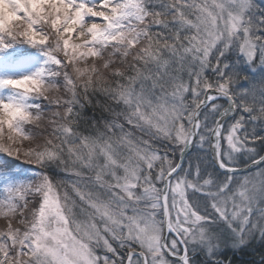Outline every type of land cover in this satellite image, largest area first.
I'll list each match as a JSON object with an SVG mask.
<instances>
[{"label": "snow or ice", "instance_id": "obj_1", "mask_svg": "<svg viewBox=\"0 0 264 264\" xmlns=\"http://www.w3.org/2000/svg\"><path fill=\"white\" fill-rule=\"evenodd\" d=\"M0 154V264H264V0H0Z\"/></svg>", "mask_w": 264, "mask_h": 264}, {"label": "rangeland", "instance_id": "obj_2", "mask_svg": "<svg viewBox=\"0 0 264 264\" xmlns=\"http://www.w3.org/2000/svg\"><path fill=\"white\" fill-rule=\"evenodd\" d=\"M252 171H255V169H254V170H252Z\"/></svg>", "mask_w": 264, "mask_h": 264}, {"label": "trees", "instance_id": "obj_3", "mask_svg": "<svg viewBox=\"0 0 264 264\" xmlns=\"http://www.w3.org/2000/svg\"><path fill=\"white\" fill-rule=\"evenodd\" d=\"M0 155H2V154H0Z\"/></svg>", "mask_w": 264, "mask_h": 264}, {"label": "water", "instance_id": "obj_4", "mask_svg": "<svg viewBox=\"0 0 264 264\" xmlns=\"http://www.w3.org/2000/svg\"><path fill=\"white\" fill-rule=\"evenodd\" d=\"M254 170V169H253Z\"/></svg>", "mask_w": 264, "mask_h": 264}]
</instances>
